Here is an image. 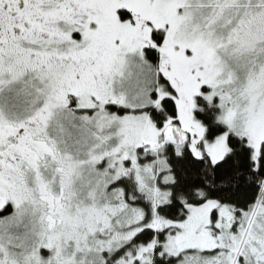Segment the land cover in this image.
Masks as SVG:
<instances>
[{
    "label": "snow or ice",
    "instance_id": "1",
    "mask_svg": "<svg viewBox=\"0 0 264 264\" xmlns=\"http://www.w3.org/2000/svg\"><path fill=\"white\" fill-rule=\"evenodd\" d=\"M0 264H264V0H0Z\"/></svg>",
    "mask_w": 264,
    "mask_h": 264
}]
</instances>
